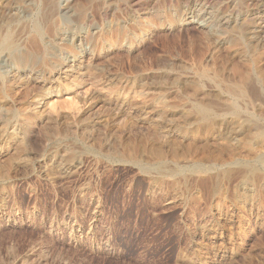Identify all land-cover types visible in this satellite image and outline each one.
Listing matches in <instances>:
<instances>
[{
  "label": "rangeland",
  "instance_id": "rangeland-1",
  "mask_svg": "<svg viewBox=\"0 0 264 264\" xmlns=\"http://www.w3.org/2000/svg\"><path fill=\"white\" fill-rule=\"evenodd\" d=\"M10 31L0 264H264V0H0Z\"/></svg>",
  "mask_w": 264,
  "mask_h": 264
},
{
  "label": "bare ground",
  "instance_id": "bare-ground-1",
  "mask_svg": "<svg viewBox=\"0 0 264 264\" xmlns=\"http://www.w3.org/2000/svg\"><path fill=\"white\" fill-rule=\"evenodd\" d=\"M7 6V5H6ZM3 8V7H2ZM4 9V8H3ZM21 19V18H20ZM18 20V19H17ZM15 21V20H14ZM263 23V22H262ZM22 26V25H21ZM20 26V27H21ZM23 27V26H22ZM26 28V27H25ZM12 30V29H11ZM19 30H21V28H19ZM17 31H18V29H17ZM16 31V32H17ZM34 31V30H33ZM9 32V31H8ZM21 32V31H20ZM2 33V32H1ZM11 33H12V31H10V34H8L7 33V35L5 34V37L3 38V40L2 41H0V49L2 50L1 52H3V51H8L9 53L12 51V50H14L16 47H15V42H14V40H13V37H12V35H11ZM20 34V33H19ZM15 37H16V35H15ZM1 39V38H0ZM20 39V38H19ZM17 41H19V40H17ZM9 53H6L7 55L9 54ZM3 54V53H2ZM2 78H0V80H1ZM1 83V82H0ZM21 144V143H20ZM163 175V174H162Z\"/></svg>",
  "mask_w": 264,
  "mask_h": 264
}]
</instances>
